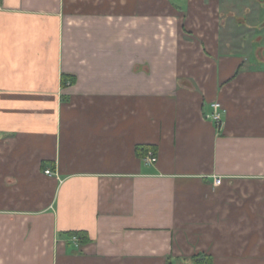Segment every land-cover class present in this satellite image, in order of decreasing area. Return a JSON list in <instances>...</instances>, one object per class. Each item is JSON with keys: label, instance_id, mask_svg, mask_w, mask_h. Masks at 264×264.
Instances as JSON below:
<instances>
[{"label": "crops", "instance_id": "0c3cea01", "mask_svg": "<svg viewBox=\"0 0 264 264\" xmlns=\"http://www.w3.org/2000/svg\"><path fill=\"white\" fill-rule=\"evenodd\" d=\"M263 30L264 0H0V264H264Z\"/></svg>", "mask_w": 264, "mask_h": 264}, {"label": "built area", "instance_id": "2783aa9c", "mask_svg": "<svg viewBox=\"0 0 264 264\" xmlns=\"http://www.w3.org/2000/svg\"><path fill=\"white\" fill-rule=\"evenodd\" d=\"M212 107H213V112L210 114V120L220 125L223 120V110H222L221 103L216 101L212 104ZM143 159L147 163H155L157 162L158 157H157V154L153 150H150L145 156H143ZM47 172L49 173L50 171H47ZM221 182H222L221 178H216L215 180L216 185H220Z\"/></svg>", "mask_w": 264, "mask_h": 264}, {"label": "trees", "instance_id": "16d2710c", "mask_svg": "<svg viewBox=\"0 0 264 264\" xmlns=\"http://www.w3.org/2000/svg\"><path fill=\"white\" fill-rule=\"evenodd\" d=\"M68 78H69L68 75H64L63 76V83H65L68 80ZM150 149H153L152 146L142 145V146H139L137 150L140 153V155L143 157V156H145L148 153V151ZM77 234H80V232L70 233L71 236H74V235H77ZM196 261L201 263V264H210V262L212 260H211V258L209 256H203L201 259H197Z\"/></svg>", "mask_w": 264, "mask_h": 264}, {"label": "rangeland", "instance_id": "374dc122", "mask_svg": "<svg viewBox=\"0 0 264 264\" xmlns=\"http://www.w3.org/2000/svg\"><path fill=\"white\" fill-rule=\"evenodd\" d=\"M264 31V30H263Z\"/></svg>", "mask_w": 264, "mask_h": 264}]
</instances>
